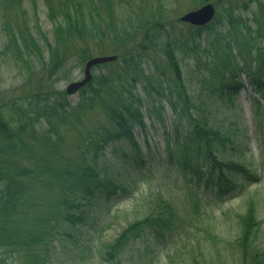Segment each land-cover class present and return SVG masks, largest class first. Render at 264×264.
Instances as JSON below:
<instances>
[{
	"label": "trees",
	"instance_id": "obj_1",
	"mask_svg": "<svg viewBox=\"0 0 264 264\" xmlns=\"http://www.w3.org/2000/svg\"><path fill=\"white\" fill-rule=\"evenodd\" d=\"M27 1L31 12L24 8ZM263 1L226 0L212 21L196 27L170 20L161 4L148 8L147 0H42L50 24L46 33L36 0H0V63L10 60L27 70L20 94L0 90V264H54L56 242L78 236L99 200H121L127 187L116 164L112 170L104 165L105 152L123 146L131 156L122 152L121 161L143 164L136 134L146 132L148 105L160 116L167 100L177 116L174 137L166 142L175 154L168 160L196 188L226 196L235 178L257 183L253 164L226 157L239 148L235 134L192 106L179 56L206 71L202 79L213 88L212 100L232 106L244 89L243 72L264 98ZM252 3L256 10L247 16ZM157 51L169 74L147 76L142 66ZM96 55L116 58L90 69L100 71L71 104L65 91L54 89L55 81L67 79L74 60L82 65ZM33 62L39 71L33 72ZM96 110L101 119L87 124ZM151 197L135 203L133 219L99 247L101 264H121L137 243L148 240L155 247L172 236L177 227L172 204ZM255 207L249 199L237 216L232 243L243 264H264Z\"/></svg>",
	"mask_w": 264,
	"mask_h": 264
},
{
	"label": "rangeland",
	"instance_id": "obj_2",
	"mask_svg": "<svg viewBox=\"0 0 264 264\" xmlns=\"http://www.w3.org/2000/svg\"><path fill=\"white\" fill-rule=\"evenodd\" d=\"M225 1L204 0L199 3L198 0H147L146 4L150 9L161 4L169 19L178 21L184 13L203 4L210 3L217 9L222 7ZM255 6L256 3H252L245 15H251L256 10ZM36 7L39 25L48 33L50 24L45 18L42 0H36ZM24 8L31 12L29 1L24 3ZM179 26L181 25H178V28ZM179 60L181 76L192 106L201 107V112L208 113L215 126L235 134L239 148L234 152L228 151L226 157L229 160H240L247 166L253 164L254 167L251 168L256 170L259 181L249 185L242 179L235 178V188L226 196H221L211 189L196 188L190 178H185L178 170L176 163L168 160L170 154H175L172 147L169 151L166 150V142L174 137L173 124L177 116L167 100L163 102L164 110L160 116L148 105V112L144 108L146 132L136 134L143 164L134 165L130 160L125 162L123 159L121 161L122 152L127 155L131 153L123 146L110 148L105 152L104 165L112 170L116 164L115 168L123 176L122 186L127 187V192L117 202L116 197L110 202L99 200L91 220L80 229L78 236L74 234L76 236L71 240L56 242L58 256L54 257V264H101L97 258L99 247L115 237L120 229L133 219L130 213L135 203L144 201L149 196L162 197L172 204L177 214V227L165 243H158L155 247H151L148 240L137 243L121 264H243L232 240L239 232L237 216L243 213L249 199L255 200L261 229L259 243L264 244V98L254 93L243 72L240 80L244 89L235 97L232 106L227 101L212 100L209 92L213 88L202 79L206 71L196 68L193 59L188 56L180 55ZM0 64V90L4 95L17 96L26 80L27 70L10 60ZM166 65L164 55L157 51L142 67L145 69V75L160 76L162 73L169 74ZM83 67L84 64L80 65L76 60L71 62V72L67 79L55 81L54 89L65 91L67 85L81 80ZM31 68L33 72L35 69L39 71L40 65L33 62ZM99 71V68H95L91 75ZM155 97L151 93L150 98L155 101ZM78 98V94L73 93L69 95L68 102L75 104ZM257 104L262 107L259 108ZM99 117L101 113L98 110L88 114L87 124L99 121ZM180 126L183 127V122ZM141 248L145 252L140 251ZM170 256L173 257L171 262Z\"/></svg>",
	"mask_w": 264,
	"mask_h": 264
},
{
	"label": "water",
	"instance_id": "obj_3",
	"mask_svg": "<svg viewBox=\"0 0 264 264\" xmlns=\"http://www.w3.org/2000/svg\"><path fill=\"white\" fill-rule=\"evenodd\" d=\"M215 8L212 4L206 3L204 5H201L200 7L188 11L184 13L180 18L179 21L181 23H189L193 26H203L209 23L215 15ZM115 60V56H96L89 58L83 67V78L81 80L75 81L70 83L66 86L65 92L68 95H71L73 93H76L77 90L82 88L86 83H88L91 79V73L90 70L92 67L104 63H109Z\"/></svg>",
	"mask_w": 264,
	"mask_h": 264
}]
</instances>
